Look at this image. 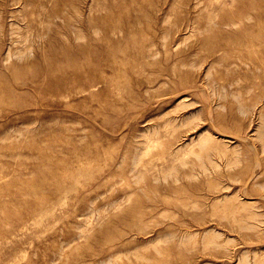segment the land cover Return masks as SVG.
Instances as JSON below:
<instances>
[{"label": "rangeland", "instance_id": "1", "mask_svg": "<svg viewBox=\"0 0 264 264\" xmlns=\"http://www.w3.org/2000/svg\"><path fill=\"white\" fill-rule=\"evenodd\" d=\"M0 264H264V0H0Z\"/></svg>", "mask_w": 264, "mask_h": 264}]
</instances>
